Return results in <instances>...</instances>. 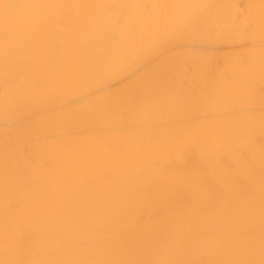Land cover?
Returning <instances> with one entry per match:
<instances>
[{"label":"bare ground","instance_id":"6f19581e","mask_svg":"<svg viewBox=\"0 0 264 264\" xmlns=\"http://www.w3.org/2000/svg\"><path fill=\"white\" fill-rule=\"evenodd\" d=\"M0 264H264V0H0Z\"/></svg>","mask_w":264,"mask_h":264}]
</instances>
